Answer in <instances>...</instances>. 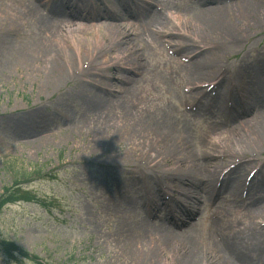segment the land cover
Segmentation results:
<instances>
[{
    "label": "rangeland",
    "instance_id": "374dc122",
    "mask_svg": "<svg viewBox=\"0 0 264 264\" xmlns=\"http://www.w3.org/2000/svg\"><path fill=\"white\" fill-rule=\"evenodd\" d=\"M3 1L8 12L0 15V198L6 188L19 184L23 191L32 192L35 200H22L3 210L0 239L13 242L35 257L34 264H130L135 245L152 243L160 248L166 234L178 243V252L158 249L136 264H182L193 246V242L182 241L184 232H189L186 236L194 240L204 261L210 259L209 238L226 248L236 237L243 242L239 249L250 248L254 253L257 238L253 232H257L258 225L264 238V220L254 225L249 219L248 213L254 208L249 203L254 202L252 198L247 200L243 182L255 168H262L250 189L263 198L256 206L264 205V151L242 143L237 134L247 132L253 123L264 124V24L250 22L234 27L232 37L244 33L246 26L251 28L239 40L237 51L225 52L212 45L213 50L204 52L200 65L192 68L187 67L188 56L172 50L169 43L184 41L189 47H201L198 43L203 35L198 18L206 9L212 11L214 4L173 0L167 7L163 3L158 10L168 18L167 31L172 37L154 33L152 39H145V21L122 22L120 25L134 26L136 37L132 41L139 54L128 58L129 52H121L119 58H125L121 62L113 59L118 57L115 53L103 55L109 47L108 37L118 32L119 24L109 28L105 20L74 21L76 27L91 29L77 32V43L65 34L51 42V38L45 39L44 45L68 55L71 61L60 57L66 73L59 83L52 84L59 75L55 68L41 59L29 62L27 55L44 37L35 32L41 23L38 15L34 21L30 19L32 6L50 20L55 19L54 15L40 6L39 0ZM97 1L102 0H91L95 4ZM103 1L117 8L119 14L126 11V1ZM104 2V8L91 10L95 18L98 11L108 10ZM235 2L224 0L227 6ZM223 21L225 25L231 22L230 17ZM227 40L231 45L235 42ZM213 60L218 68L206 67ZM134 62L141 63L140 67ZM131 68H139V73ZM200 75L197 86L201 89L191 95L190 83ZM219 80H223L221 91L229 100L233 94L234 107L249 109L244 118L233 122L227 106L224 110L216 108L212 93L206 97L208 86ZM35 124L42 126L33 129ZM172 144L179 145L178 157L169 156ZM232 151L246 153L244 159L252 164L243 166L240 187L225 192L217 209L214 197L212 203L206 201L201 212L186 221L187 227L179 228L165 221L164 211L149 213L154 209V188L169 201L171 181L166 178L183 170L177 163L179 157L186 166L197 163V159L202 165H213L214 157L218 159L215 184L230 167L246 162ZM207 167L203 165L204 170ZM201 180L210 184L207 176ZM213 191L211 195H215ZM226 212L242 219L243 225H250L249 231L241 227L231 233L223 217ZM263 243L258 249L264 253ZM0 264H10L1 250Z\"/></svg>",
    "mask_w": 264,
    "mask_h": 264
},
{
    "label": "bare ground",
    "instance_id": "6f19581e",
    "mask_svg": "<svg viewBox=\"0 0 264 264\" xmlns=\"http://www.w3.org/2000/svg\"><path fill=\"white\" fill-rule=\"evenodd\" d=\"M123 2L126 1V10L123 14L119 17H116L113 12H107V11H98L97 18H90L88 19L89 21H96V19L99 20H105L107 23H110L107 27L113 28L117 24H119L118 32L115 31V34L112 38L108 37L107 40V45L108 50H106V53L103 51V55L105 57H109L111 54H116L118 57H115L117 62L125 60V58L120 59V53L123 52L126 54L127 52L130 53V56L128 58H132L134 56H137L139 54V49L138 47L134 46L132 38L135 36L134 32L132 30H135L134 26L131 25L130 23L126 25H120L124 21H145V28L146 31H144V35L146 36L145 39H152V36L154 33L157 34H163V37H172L170 33L167 31V17L162 14V12H158L157 7L165 4L167 7L169 3L173 0H116L115 2ZM132 1V2H131ZM187 4L194 2L193 5H212L214 4L215 7L214 9H206L204 13L201 14V17L198 18L199 22V27L201 30V34L203 35V38L201 39L202 42H199L198 45L201 47L197 46H191L189 47L188 45L184 44V41L176 43V42H170L169 45L172 47V50H176L177 52H180V54L185 53L188 57H186L189 61L187 67H196L200 65V62L202 58L204 57L205 53L212 47V45H215L219 50L221 51H237L239 49V40L244 39V33L250 31V27H247V31L245 30L244 33L241 32L240 35H237L236 37H232V30L234 27L237 26V28H241V25L244 24H249L250 22H256L263 26L264 24V0H236L235 3L231 4L230 6H227L224 4V0H184ZM91 2V0H89ZM5 1L0 0V15H4L8 12L7 7L4 5ZM82 3L85 5L88 3V0H82ZM164 3V4H163ZM40 6L44 7V9H50L51 13L54 15L53 18L50 20L49 16H44L43 14L40 15L38 14V8H33L31 9L32 15L30 16V19L34 21V17L37 15L39 16V20L41 23L40 30L37 28L35 31L38 35H43L44 37L40 39V44L35 45L34 49L31 51L32 54L27 55V59L34 60V59H41L45 60L47 63L51 64L53 68H55L56 73H59L58 76H56L52 82V84L59 83L60 80H62V77L66 73L63 68L61 63L59 62L60 57L65 56V59L67 62L71 63V61H68L69 58L67 57L68 55L66 54H60L56 50L50 49L46 43L45 39L47 37L48 40H51L55 37L60 36V34H65L68 39L73 42L77 43L76 41L78 38L75 36L80 32L86 33L88 30L91 31V29L87 27H76L78 24L73 23L74 21H79L82 19V14H76L79 13L77 8H73L72 4L70 3V0H65L64 2L60 3L58 0H39ZM71 4V5H70ZM99 6L96 4H93V10L95 11L96 9H101L103 7V4L97 3ZM176 4V3H175ZM5 6V7H4ZM92 7V6H91ZM104 8V7H103ZM92 9H89L90 11ZM88 12L92 14L90 11ZM228 11L230 13L232 12L233 14H228ZM213 13L214 15L209 14ZM63 14H66V16H62ZM93 17V16H91ZM230 17V24L225 25V22L223 19H227ZM61 18V19H60ZM87 18H85L84 21H86ZM62 21V22H61ZM35 22L33 23V25ZM72 24V26L70 25ZM76 27L75 30L73 28ZM98 29L100 26H97ZM102 28V27H101ZM120 29H122V32L120 33ZM42 32V33H41ZM126 32V35L123 36V33ZM132 33V34H131ZM132 35L131 38L127 39L129 35ZM138 34V33H137ZM48 35V36H46ZM58 35V36H57ZM236 35V33H235ZM123 36V37H122ZM136 37V36H135ZM227 37L230 39H233L235 42L231 45L227 43ZM212 39V41L210 40ZM105 41V40H104ZM145 40H143L144 43ZM219 41V42H215ZM241 42V41H240ZM167 43V42H166ZM230 43V40H229ZM168 44V43H167ZM203 47V48H202ZM78 50V49H77ZM205 52V53H204ZM204 53V54H203ZM123 55V54H122ZM132 63V62H131ZM138 67H140L139 62H134ZM187 63V62H186ZM204 65V64H203ZM211 66L207 65L206 67L208 68H218L217 67V62L212 61L210 63ZM132 72L134 73H139V68H136L133 70L131 68ZM194 75V73L192 74ZM67 76V75H66ZM65 76V77H66ZM191 76V75H190ZM201 76L200 75L196 78L193 79L192 77V82L190 83L192 87L191 95L196 94L197 92L200 91L201 88H198L197 84L201 81ZM94 89L99 90L97 85L92 86ZM258 98V97H257ZM193 100V98L191 99ZM223 98L222 96H217L215 99L216 101V108H223L224 110V104H223ZM195 107V106H194ZM241 108V106H240ZM249 112V109H239L237 107H232L231 111L228 113L230 114V120L236 121L237 119L244 118V116L247 115ZM226 123V122H225ZM44 125V124H43ZM42 125L40 124H35L33 126V129L40 127ZM227 126V125H226ZM32 129V130H33ZM264 124L260 123H253L250 129L247 132H244V134H237L236 136L240 139L242 143L252 145L254 148H261V151H264ZM237 129L233 130V133H235ZM238 133V132H237ZM224 133H219V135H222ZM221 145V144H220ZM171 149L169 150L170 155L178 157V148L179 145L177 144H172ZM182 148V147H181ZM232 150V149H230ZM235 153V155L242 157V159L246 162H243L242 165L237 166L229 176H232L229 179V182L226 183V185H229L227 188L226 185H223V183L220 185L221 187L218 189L217 192V198L215 201H218L219 198L222 199L223 195L226 194V191L233 190L235 187H240L241 181H242V176L244 172V167L243 166H248L249 164H252L248 159H244L246 157V153H241L240 151H232ZM168 156V157H169ZM248 156V155H247ZM191 157V156H190ZM242 160V161H243ZM216 162L215 164H203L205 166H208L205 170L203 169V165L199 163V160L197 159V163H192L189 166H186L185 160H182L180 157L178 158L177 163L181 166V169H183L180 172H173L172 174L168 175L166 179L171 181V185H168V190H170L171 197L169 201L165 200V197L163 198L162 192L160 190H153V196H152V206L154 207L153 210L149 211V213L156 214L159 213V211H164L166 214L164 215L165 221H169V215L166 211V203L170 202L171 204V210L174 212L176 211L180 215H183L184 217L186 216L187 219H191L194 214L192 213L191 216H189L187 213H185L181 209V203L188 202L192 205L194 208V211H197L198 213L203 209L205 206L206 201L208 203L210 200L213 198V196L210 194L212 193V189L216 191V186L219 183V180L217 183L215 182L214 184V179H215V172L217 169V165L219 164V160L214 157V160L212 163ZM240 161H237L239 163ZM171 163H173L171 161ZM202 165V166H201ZM216 165V166H215ZM243 167V168H242ZM212 170V171H211ZM170 173V172H167ZM165 173V175H167ZM204 174V175H203ZM207 176L209 179L210 184H203L201 178L203 176ZM246 181L243 182V185L246 186ZM255 188V186H254ZM157 189V188H156ZM251 190V194H250ZM248 191V196L247 200L249 198H252V201L254 202L249 203L251 206L253 205L254 208H252V211L248 213L249 219L252 220V224L256 225V221L259 220H264V205L260 204V207H257L256 204L260 203L263 198L261 197H256L255 194L257 193L255 189L251 188ZM213 191V192H214ZM212 196V197H210ZM187 204V203H186ZM257 207V208H256ZM148 213V212H146ZM224 218L227 219L228 223V230L232 233V229L236 228H241L243 227L244 230H248L250 228V225H243L242 224V219H239L237 217L234 218V215L230 212H226L225 215L223 216ZM255 231L253 232L255 237L257 238V243L253 246L254 253L250 251V248H245L244 250L239 247H242L241 241L234 237V241L232 244H229L230 247L225 248V245L218 244L214 242L212 238L208 239V246H207V255H209L210 259L207 261H204L202 258H200V250L197 248V245L194 244V240L186 235H189V232H184L182 234V237L184 242H193V246L189 247L191 249H185L187 250V256L184 259V262L182 261V264H264V253L261 252L258 249V244L260 242H264L263 235H261L262 229L258 228V225L255 226ZM167 233V232H165ZM161 241H165L164 243L159 244L160 248H156L155 245L147 244V245H135L134 250H131L130 255V264H136L140 259H143L145 255H151V251H158V249L162 251H167V252H172L173 254L178 252V243L175 244V240L171 239L170 234H166L165 236H162ZM244 241V239L242 240ZM174 244V245H173ZM264 244V243H263ZM144 246V247H143ZM154 246V247H152ZM239 246V247H238ZM143 247V248H139ZM147 247H151L152 249L146 250ZM187 247V245H186ZM145 248V249H144ZM154 248V249H153ZM239 249V250H238ZM238 250V251H237ZM148 258V256L146 257ZM145 258V260H146ZM184 258V257H183ZM124 264V263H123Z\"/></svg>",
    "mask_w": 264,
    "mask_h": 264
},
{
    "label": "trees",
    "instance_id": "16d2710c",
    "mask_svg": "<svg viewBox=\"0 0 264 264\" xmlns=\"http://www.w3.org/2000/svg\"><path fill=\"white\" fill-rule=\"evenodd\" d=\"M19 185V184H18ZM17 184H15L12 188H6L4 190L3 195L0 198V213L2 210L9 204H15L21 200L23 201H31V193L23 191L22 188H19ZM0 249L5 253V256L17 262H21L24 260H33L26 252L16 247L13 243L8 241H0ZM8 260V262H10Z\"/></svg>",
    "mask_w": 264,
    "mask_h": 264
}]
</instances>
